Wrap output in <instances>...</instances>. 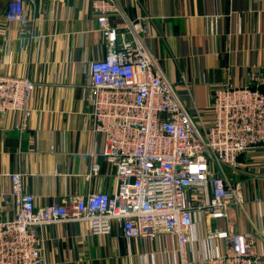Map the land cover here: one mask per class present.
<instances>
[{
	"label": "crops",
	"instance_id": "obj_1",
	"mask_svg": "<svg viewBox=\"0 0 264 264\" xmlns=\"http://www.w3.org/2000/svg\"><path fill=\"white\" fill-rule=\"evenodd\" d=\"M8 2L0 0V66L6 74L29 77L36 88L23 132L17 128L21 112L0 116V220L17 212L15 173L22 175L38 207L114 187L103 155L106 135L94 130L84 102L90 63L107 54V35L92 0H25L24 22L7 20ZM118 3L130 19L148 17L144 41L173 84L181 87L186 76L191 93L182 89L180 94L189 108L203 111L217 86H242L252 72L264 71V0ZM228 176L243 182L246 200L232 209L233 221L238 230L258 234L264 258V143L242 154L238 169ZM227 225L225 218L197 223L188 257L225 253L227 241L211 234ZM41 233L49 264H182L176 239L169 235L127 240L117 224L110 234H93L81 222L46 224Z\"/></svg>",
	"mask_w": 264,
	"mask_h": 264
},
{
	"label": "built area",
	"instance_id": "obj_2",
	"mask_svg": "<svg viewBox=\"0 0 264 264\" xmlns=\"http://www.w3.org/2000/svg\"><path fill=\"white\" fill-rule=\"evenodd\" d=\"M24 2L9 0L8 21H25ZM92 7L107 35V54L90 63L84 102L94 130L106 135L103 155L114 187L38 207L22 175L13 174L18 208L13 218L0 220V264H49L42 228L70 222L86 223L93 234H110L117 224L127 240L173 236L182 264H264L258 234L238 230L233 221L232 209L246 200L243 182L228 176L242 154L264 143V71L252 72L242 86H217L203 111L189 108L180 94L191 93L186 76L181 87L173 84L144 41L148 17L130 19L118 0H92ZM35 88L29 77L0 66V116L21 112L22 132ZM208 217L228 220L211 234L228 249L189 258L192 230Z\"/></svg>",
	"mask_w": 264,
	"mask_h": 264
}]
</instances>
